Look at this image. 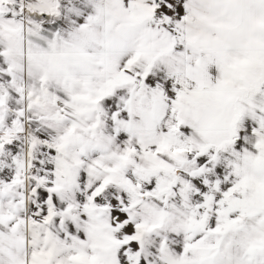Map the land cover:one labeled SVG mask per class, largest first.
I'll return each instance as SVG.
<instances>
[{
  "label": "snow or ice",
  "instance_id": "1",
  "mask_svg": "<svg viewBox=\"0 0 264 264\" xmlns=\"http://www.w3.org/2000/svg\"><path fill=\"white\" fill-rule=\"evenodd\" d=\"M0 264H264V0H0Z\"/></svg>",
  "mask_w": 264,
  "mask_h": 264
}]
</instances>
